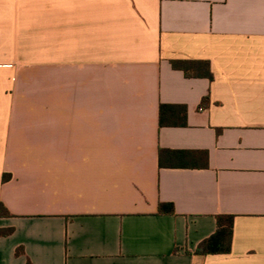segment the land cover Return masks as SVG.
I'll return each instance as SVG.
<instances>
[{
  "label": "crops",
  "instance_id": "1",
  "mask_svg": "<svg viewBox=\"0 0 264 264\" xmlns=\"http://www.w3.org/2000/svg\"><path fill=\"white\" fill-rule=\"evenodd\" d=\"M0 202V264H264V0H0Z\"/></svg>",
  "mask_w": 264,
  "mask_h": 264
},
{
  "label": "trees",
  "instance_id": "2",
  "mask_svg": "<svg viewBox=\"0 0 264 264\" xmlns=\"http://www.w3.org/2000/svg\"><path fill=\"white\" fill-rule=\"evenodd\" d=\"M172 66L176 70L183 71L186 77H204L208 79H213V74L211 72L210 63L208 61H188V60H174L172 61ZM209 103V97H205L202 105ZM174 110H181L183 112V117H178L177 119H171L167 116L168 112ZM186 113L187 110L183 106L174 105H162L160 109V126L161 127H178L186 126ZM167 153L170 155L171 159L177 162L175 165L177 167H189L185 164V160L191 153L186 151H162L160 155V162L163 166V154ZM205 160L207 159V153L203 152ZM10 179V175L4 176V182ZM169 208V209H167ZM174 210L172 205H162L161 211ZM0 217H12V214L7 210V208L0 202ZM233 220L231 216H219L217 218L218 230L211 238L202 242L198 247L197 255H207V254H218V253H229L231 251V238L233 232ZM13 229L0 230V237H7L11 235ZM19 254V252H18Z\"/></svg>",
  "mask_w": 264,
  "mask_h": 264
}]
</instances>
